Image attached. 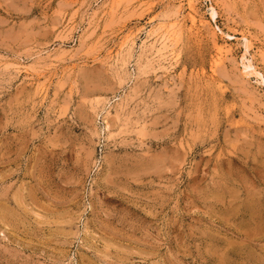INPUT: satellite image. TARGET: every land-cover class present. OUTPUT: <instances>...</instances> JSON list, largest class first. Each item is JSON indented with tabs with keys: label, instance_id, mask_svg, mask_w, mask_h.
Wrapping results in <instances>:
<instances>
[{
	"label": "rangeland",
	"instance_id": "rangeland-1",
	"mask_svg": "<svg viewBox=\"0 0 264 264\" xmlns=\"http://www.w3.org/2000/svg\"><path fill=\"white\" fill-rule=\"evenodd\" d=\"M0 264H264V0H0Z\"/></svg>",
	"mask_w": 264,
	"mask_h": 264
},
{
	"label": "bare ground",
	"instance_id": "bare-ground-1",
	"mask_svg": "<svg viewBox=\"0 0 264 264\" xmlns=\"http://www.w3.org/2000/svg\"><path fill=\"white\" fill-rule=\"evenodd\" d=\"M214 13H215V10H213V13H212V14H214ZM245 65H246V64H245ZM245 65H244V66H245ZM246 69H247V68H245L244 70H246ZM258 75H259V74H258ZM219 150H220V149H219ZM219 150H218V151H219ZM213 163H214V162H213ZM252 205H253V204H252Z\"/></svg>",
	"mask_w": 264,
	"mask_h": 264
}]
</instances>
